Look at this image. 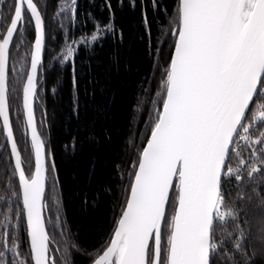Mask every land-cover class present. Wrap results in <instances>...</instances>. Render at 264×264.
Here are the masks:
<instances>
[{
    "label": "snow or ice",
    "instance_id": "obj_1",
    "mask_svg": "<svg viewBox=\"0 0 264 264\" xmlns=\"http://www.w3.org/2000/svg\"><path fill=\"white\" fill-rule=\"evenodd\" d=\"M54 4L50 32L47 0L44 9L38 0H0V264H264V0H147L159 25L141 0L148 71L134 116L143 131L129 133L114 165L123 197L91 248L59 208L52 234L46 223V190L59 172L52 121L46 107L37 119V97L49 73L54 82L70 74L79 120L81 88L87 99L95 82L92 61L106 44L124 42V0H103L99 18L95 0L83 10L79 0ZM29 36L22 78L14 50ZM95 126L85 128L92 144L101 142ZM77 144L73 137V151ZM110 191L102 184L85 207H104Z\"/></svg>",
    "mask_w": 264,
    "mask_h": 264
},
{
    "label": "trees",
    "instance_id": "obj_2",
    "mask_svg": "<svg viewBox=\"0 0 264 264\" xmlns=\"http://www.w3.org/2000/svg\"><path fill=\"white\" fill-rule=\"evenodd\" d=\"M70 3V0H63ZM115 3V0H113ZM148 7L149 19L154 17V9L143 0ZM171 3V0H168ZM42 9L46 0H38ZM81 10L88 8L87 0H79ZM96 7L90 9L96 17H103L100 5L103 0H95ZM59 11V6L54 0H47L46 25L48 30L54 31L56 24L51 18ZM141 0H136V8L133 11L129 6V0H124V6L117 12V24L123 25L125 38L123 44H106L98 58L92 61L94 83L88 85L89 96L85 99L81 88V112L79 120L72 117V95L70 86V74L64 76L59 82L49 73L46 90H41L36 109L37 119H40L41 108L46 107L48 119L52 121L51 148L56 153V163L59 172V183L52 190H46V204L51 205V213L46 208V223L50 234L51 224L55 219L57 208L62 217L66 218L74 233H79L81 242L91 248L100 238L101 234L109 227L112 206L123 197L120 190V182L117 178L115 164L125 157V141L129 133L135 134L136 128L143 131V124L139 123V117L134 116L136 102L141 95V80L148 71V57L146 54L147 37L139 26ZM82 31L80 25L76 26L74 33L79 36ZM155 33L154 35H157ZM57 39L62 42L58 35ZM29 36L23 47L15 55V66L21 73L28 67L30 57ZM48 44L49 51L45 54V63H51L53 47ZM58 89L55 95L51 89ZM95 92V98L91 93ZM95 119V134L99 141L92 144L86 138L85 128ZM264 127V126H261ZM78 128L80 131H78ZM19 136V133H17ZM110 136L111 140H105ZM73 137L78 138L75 151L70 147ZM139 139V138H138ZM4 137L0 134V143ZM68 145L69 147H66ZM95 164V172L92 166ZM102 184L111 185L112 191L102 199L105 206L99 210L86 208L83 200L89 198ZM51 217V218H50ZM58 230V227H57ZM61 239L59 235L56 237ZM26 244L22 246V253L26 252ZM59 257V254H58ZM77 264H83L77 259Z\"/></svg>",
    "mask_w": 264,
    "mask_h": 264
},
{
    "label": "water",
    "instance_id": "obj_3",
    "mask_svg": "<svg viewBox=\"0 0 264 264\" xmlns=\"http://www.w3.org/2000/svg\"><path fill=\"white\" fill-rule=\"evenodd\" d=\"M37 115V114H36ZM45 203H46V201H45ZM45 213H46V208H45V212H44V215H45ZM45 218H46V215H45Z\"/></svg>",
    "mask_w": 264,
    "mask_h": 264
}]
</instances>
